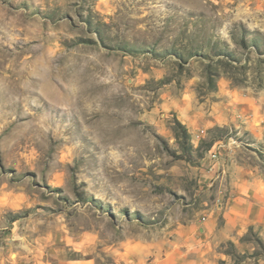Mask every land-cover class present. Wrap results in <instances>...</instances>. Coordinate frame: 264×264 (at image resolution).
<instances>
[{
    "label": "rangeland",
    "instance_id": "1",
    "mask_svg": "<svg viewBox=\"0 0 264 264\" xmlns=\"http://www.w3.org/2000/svg\"><path fill=\"white\" fill-rule=\"evenodd\" d=\"M261 126L264 0H0V264H264Z\"/></svg>",
    "mask_w": 264,
    "mask_h": 264
},
{
    "label": "crops",
    "instance_id": "2",
    "mask_svg": "<svg viewBox=\"0 0 264 264\" xmlns=\"http://www.w3.org/2000/svg\"><path fill=\"white\" fill-rule=\"evenodd\" d=\"M235 174L227 197V227L233 230L264 223V180L245 166L236 167Z\"/></svg>",
    "mask_w": 264,
    "mask_h": 264
},
{
    "label": "built area",
    "instance_id": "3",
    "mask_svg": "<svg viewBox=\"0 0 264 264\" xmlns=\"http://www.w3.org/2000/svg\"><path fill=\"white\" fill-rule=\"evenodd\" d=\"M214 156H215V157H217V155H216V154H215Z\"/></svg>",
    "mask_w": 264,
    "mask_h": 264
}]
</instances>
